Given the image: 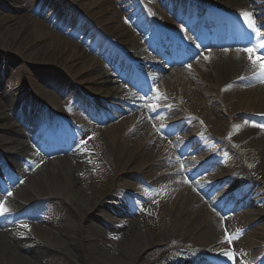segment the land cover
Wrapping results in <instances>:
<instances>
[{
	"label": "bare ground",
	"instance_id": "obj_1",
	"mask_svg": "<svg viewBox=\"0 0 264 264\" xmlns=\"http://www.w3.org/2000/svg\"><path fill=\"white\" fill-rule=\"evenodd\" d=\"M20 1L27 2V10L17 0H6L7 6L5 4L4 7L7 9L4 11H7L5 19L18 22L31 37L32 44L23 48L22 61L38 60L46 50L54 47L64 51L67 68L73 69L69 74L70 78L58 69L51 70L48 66L47 69H43L53 76H61L56 82L48 79L52 84L49 87L54 88L57 96L69 93L77 98L79 94L76 83L84 80L99 83L100 80L111 79V86L105 89L106 92L102 96L107 97V100H100L101 96L97 90H94V93L91 91L93 96L91 104L95 111H102L105 119L92 133H83L68 142L69 153L74 154L72 157L76 158L78 155L87 157L86 147L91 146L93 140L118 169L133 174L129 175L130 179L138 180V183L150 186L149 188L157 185L160 189L163 188L166 197L161 203L165 202L163 209L168 219L167 229L179 234L181 238L189 237L195 242L207 241L208 246H211L218 242L219 236L225 237L226 232L230 235L233 232L236 234L244 232V240L248 245L257 248L259 241L264 237V221L262 224L256 223L259 217L253 209L251 191H247V185L239 186L233 176L215 165L216 160H211L212 156L206 152L205 139L211 137L213 141L209 142L214 143L225 126L236 124L239 119H250L255 115L264 116V78L258 76V73L264 70L262 57L264 50L257 49L250 53L248 49H244L246 44H249V34L245 31L246 25H243L240 18L242 11L251 12L256 25L264 26V1L171 0L178 4V8L165 7V13L151 0H143V3L139 4L134 0H126L124 3L119 0H84L85 2H77L74 6L65 3L64 9L68 8L69 14L76 15V20L84 13L103 27L106 36L102 33L103 39L99 38L98 48L107 50L109 60L119 61L124 71L132 77V82L138 83L136 88L146 96L135 100L127 99V89L117 84L120 73L118 71L112 73L110 64L82 53L81 46L69 41L66 36L57 34L49 24L51 17L47 13L43 14V19L35 18L37 16L35 9L40 0ZM128 8L142 23H150L152 28L167 27L172 31L177 40L170 44L168 49L176 53L174 57L162 59V64L152 60L149 64L143 62L148 59L141 38L124 22L125 11ZM186 12L197 13L208 23H217L221 31L230 33L231 42L236 44L237 48L224 49L228 42L214 41L211 44L214 48H210L211 45L206 43L199 55L188 49L191 37L180 28V16ZM90 35L93 38L96 34L91 31ZM134 57L138 59L135 63L131 62ZM190 58H193L189 64L190 71L186 67L175 68L181 64L185 66ZM69 63L74 64L75 68L69 67ZM80 64L86 65V69H79ZM33 85L35 94L45 93L42 78L34 81ZM49 96L52 97L53 103L59 101L55 102L54 93ZM79 121L83 122L81 118ZM172 131L175 134L183 132L190 141L188 146L183 147L184 139L177 136L163 138ZM251 136L254 137L253 141L261 149V156L264 158V133L257 135L251 133ZM13 139L15 141H12ZM64 140L67 142L69 138L66 137ZM29 141L30 137L8 128L7 120L0 110V147L10 145L5 149L15 150L11 157H8V152L0 153V158L8 159L14 167L11 182L6 187L12 194L1 191L0 205L6 203L8 209L12 201L21 198L22 193L27 192L22 186L16 189L20 181L27 182L28 186L25 189L34 190L36 186L33 185L35 182L33 178L37 176L36 173L55 178L58 183L63 182V186L59 189L53 188L54 193H51L50 188L34 193L21 202L23 204H20L21 208L27 205L38 206L49 201H58L62 205L75 204L77 207L91 199L89 191L80 188L73 180L66 181L70 176V171L65 167L66 163H69L68 157L63 159L57 157L59 162L48 160L39 163L29 156L30 153L26 150ZM82 141H87V144ZM189 149L197 155L198 164L191 162L187 157H177L179 153H186ZM54 165L57 167H53ZM190 165L200 166L197 173H203L206 169H209V173L204 175V179L198 178L193 181L194 175H191L187 168ZM156 166L167 167L162 177L152 179L150 177L154 174ZM57 168L59 172L55 171ZM205 184L213 188L211 194L203 191ZM256 191H259L258 188ZM218 198L221 200L220 203L216 202ZM104 207L98 202L91 213L84 210L83 213H79L80 217L87 215L86 219L69 216L61 228V234L64 238L74 237L75 243L71 250L86 238L79 229L80 221L84 220L83 223H87L90 218L101 219L98 216L108 218L103 214ZM13 221L12 215H0V233L7 232ZM130 222L124 218L117 220L112 232L130 235L133 244L119 245L118 248L124 250L125 257L129 259L128 264H133L131 260L135 255L133 246L137 244L135 249L141 248L142 243L137 236L132 235L134 223ZM90 228L92 230L94 226L90 224ZM36 230L37 236L19 235L14 246L19 252L14 251L8 241L1 242L0 239V248L3 247L7 253V259L3 260L0 257V264L3 261L7 262L5 264H22L50 253L54 255L58 249L50 243L49 236L39 228ZM141 236L143 239L149 238L145 232H142ZM218 248L222 259L217 262L224 264L221 260H229L225 253H231L235 246L232 241L221 242ZM86 250L88 252L83 255L85 259L93 255L100 264H125L122 259L103 250L98 241L91 243ZM18 254L20 260H17ZM15 260L17 262H14Z\"/></svg>",
	"mask_w": 264,
	"mask_h": 264
},
{
	"label": "rangeland",
	"instance_id": "obj_2",
	"mask_svg": "<svg viewBox=\"0 0 264 264\" xmlns=\"http://www.w3.org/2000/svg\"><path fill=\"white\" fill-rule=\"evenodd\" d=\"M5 1L6 0H0V102L12 101L18 103L19 101L31 100L35 103V99H38V102L40 100V103L42 101L48 103L49 98L47 99V96L49 97L50 94L55 93L54 88L49 87L52 86V84L48 79L56 82L60 80L59 78H61V76H53L49 71L43 69H47L48 67L51 70L58 69L65 76H68V78H70L69 74L73 69L67 68L68 64L64 60V51L54 47L46 50L38 60L22 61L23 48L32 44L31 37L28 36L29 32L26 31L23 26L18 24V22L15 23L5 19L7 15V11H4V9H7L4 7L5 4L7 6V2ZM17 1H19V4L21 3L25 10L28 9L27 2L23 1L22 3L20 0ZM83 1L84 0H64L62 2L61 0H47L48 3L45 5L48 7L50 13L54 11V9L67 13V10H64L62 7L65 3L68 2V4L74 6L75 3H81ZM119 1L122 3L126 2V0ZM161 1L162 3L166 2V0ZM159 9L162 11L161 8ZM35 11L36 13H34L37 14L35 18L39 20L41 12L39 8H36ZM81 14V24L76 20V15H70V19L73 23L77 22V24L79 23L80 26H82L81 36H79L78 39L70 38L71 42L81 46L80 49L81 52L83 51L82 53L97 58L100 62H104L105 64H113V61H110L109 63L107 60L108 52L98 48L99 38L102 39L99 33H104L106 36V33L102 29L103 27L95 20L86 16L87 14ZM125 14L124 22L129 26L135 23V29L133 26V30L138 34L139 26L137 21L134 20L135 15H131L130 10L125 11ZM57 16L56 20H59L60 13H58ZM91 31L96 34L93 38L90 35ZM262 31H264V29H262ZM255 45L260 46L259 43L256 42ZM192 61L193 59H190L189 62L186 61L187 64L185 66L181 64L177 65L175 68L185 69L186 67L189 69V64ZM69 67L75 68V65L69 63ZM79 67V69L85 70L87 66L80 64ZM114 68H116L115 63ZM41 78L45 83L43 87L45 93L43 95H38L34 92L33 83ZM117 84L119 86L121 84L118 79ZM75 86L82 90L86 95H92L91 91L94 93V90H97L101 96H98L100 97V100H107V97L102 96L106 92L105 89L111 86V79H103L100 80L99 83H93L92 80H84V82H80L79 84L76 83ZM123 86L128 89L129 98L127 99H140L146 96L144 94L138 95L129 85L126 86L123 84ZM28 89L30 90V93ZM107 103H110V101H107ZM203 105L205 104L203 103ZM260 116H255L253 119H239L236 124L225 126L219 136H216L217 143L215 144L216 147H222L224 149V152H222L224 155L221 158L216 159L215 165L221 167L226 173L233 176L235 178V183L240 186L247 185V191H251L250 194L252 195V199L256 201L253 204V209L259 217L256 221L257 224H262L264 221V158L261 156V149L257 147L249 133L253 132L257 134L264 130V118ZM174 134L175 133H172L163 138L168 139L177 136L182 140L184 139L186 145L190 142L183 132H180V134ZM209 141H213V138L210 137L209 139H205L206 152L209 155L212 153L215 158H217L221 151H218V153L217 151H213L215 147L213 146V143H210ZM4 149V147L0 148V151L3 152ZM86 154L88 156L85 158L78 155L77 159L70 160L72 161L71 163L69 161L70 164L66 163L65 167L70 171V176L66 181L73 180L79 184L80 188L89 191L91 199L85 201V203L79 204V206H77L79 208H77L75 204L62 205V203L58 201L43 202L38 204V206L32 205L33 207L31 206L23 213L21 217L23 219H20V222H13V224L7 229V232L2 231L0 233L1 242L3 240L8 241L12 246V249L16 251L14 246L16 245L15 241H18L19 235L23 234L25 236V234H32L37 236L36 229L39 228L49 236L50 243H53L58 249L54 255H51L50 253L42 256V258L36 257L35 259H30L29 262H22V264H100L94 259L93 255H89L88 259L83 258V255L88 252L83 249V240L81 243L77 244L78 248L75 249V247H77L75 246L71 250V246L75 243L74 237L70 236V238H64L61 234V228L70 218L69 216L75 219H86L87 215L80 217L79 215L81 214L79 213H83V210L86 211V213H91L98 202L103 203L104 201L106 203L105 200L110 194H114L113 192L115 190V192L121 193L123 196L124 194H127L135 199L133 201L134 214L125 219L130 220V224L134 223L132 235L135 237L137 236L142 243L141 248L135 249L137 244L136 246H133L135 250V255L131 259L133 264H179L181 259L184 258L196 259L195 257H198L196 256L197 254L201 255V253L210 254L218 252V247L221 242L224 243L225 241L224 236H219L218 242L208 246L207 241L195 242L189 237L181 238L179 234H175L167 229L168 227L166 224L168 219L166 218L163 209L165 202L161 203L166 197L163 188L160 189L158 185L154 188H149L150 186L146 187L138 183V180L134 181L130 179L129 175L133 174L129 173V171L124 172L118 169V167L109 160L103 149H101V147L93 140L91 146L86 147ZM186 157L190 159L191 162H196L197 160V155L193 151H190ZM53 167L57 166L54 165ZM166 167L167 166L154 167L156 169H154V174L150 178L155 179L162 177L165 174L164 171L166 170ZM191 168L192 167H189L190 170ZM55 171L59 172L60 170L57 168ZM205 172L207 173V171ZM36 175V177L33 178L35 181L33 185L36 186L34 190L32 188L25 189L28 185L24 180L17 184L18 186L16 189L22 186L27 192L22 193L23 196L17 198L18 200L16 199L15 201H12L13 203L8 209L20 207L23 205L21 203L23 200L29 198V196L38 191H45L50 188L49 190H51V193H54L52 191L53 188L59 189V187L63 186V182L58 183L55 178H50L47 175H40L39 173H36ZM201 175L202 174L196 176V178L204 179V176ZM65 185H67V183H65ZM256 188H258L259 191H256ZM59 191L63 192L62 190ZM12 197H14V195ZM220 201L221 200L218 198L216 202L219 203ZM4 205L6 207V203ZM12 211L13 210H8L7 212ZM83 221H80L79 224V229L81 230L82 235L85 234L89 228L87 223H83ZM17 225H20L21 227L19 228L23 230L19 228L18 230L15 229L14 227H17ZM142 232H145L148 235V240L145 237L143 239L141 236ZM243 233L236 234L233 232L231 235L232 237H235L232 239V243L235 246V248L232 249L233 259L235 263L250 264L247 258L253 257L258 250H260L258 247L264 244V237L259 241L258 249L256 247L251 248L244 240L245 235ZM129 238L131 239L130 235L124 236L112 233L108 238L102 239L99 242L101 243V248L107 251L109 255L116 256L122 259L125 264H128L129 259L125 257L124 250H121L118 247L119 245H132L133 240H130ZM16 252L19 251L17 250ZM0 257L3 260L7 259V253L3 247L0 248ZM17 258V260H20L19 254ZM17 260L14 262H17ZM187 262L191 263L189 261ZM5 263L7 262H2V264Z\"/></svg>",
	"mask_w": 264,
	"mask_h": 264
},
{
	"label": "snow or ice",
	"instance_id": "obj_3",
	"mask_svg": "<svg viewBox=\"0 0 264 264\" xmlns=\"http://www.w3.org/2000/svg\"><path fill=\"white\" fill-rule=\"evenodd\" d=\"M240 18L242 19L243 25H246L245 31H247L249 34V43H253L252 34H255V42L259 43L260 47L264 48V31H262V29H264V26L256 25L255 18L251 12L242 11L240 13ZM248 51L250 53L254 52L255 48L248 49ZM249 59L251 60V55H249ZM258 76L264 78V70L260 71L258 73ZM82 143L87 144V141H82ZM9 195H11V193H9ZM7 211L8 209L6 207L0 205V215L7 213ZM234 238L235 237H232L226 232L224 242L231 243L232 239ZM225 255H227L229 259H233V254L225 253Z\"/></svg>",
	"mask_w": 264,
	"mask_h": 264
}]
</instances>
